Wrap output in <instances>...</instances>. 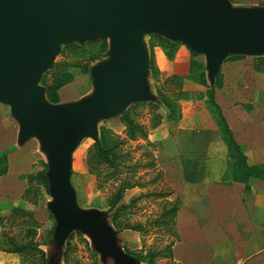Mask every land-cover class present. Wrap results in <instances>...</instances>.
Listing matches in <instances>:
<instances>
[{"label":"water","instance_id":"1","mask_svg":"<svg viewBox=\"0 0 264 264\" xmlns=\"http://www.w3.org/2000/svg\"><path fill=\"white\" fill-rule=\"evenodd\" d=\"M146 29L203 54L212 79L230 48L264 54V7H234L227 0H0V102L9 104L19 122V141L36 136L47 156L54 230L82 228L113 257L125 253L109 244L96 214L75 202L67 179L70 153L94 119L141 93L146 53L139 36ZM106 36L112 64L92 68L95 92L49 103L35 78L50 64L57 43Z\"/></svg>","mask_w":264,"mask_h":264},{"label":"rangeland","instance_id":"2","mask_svg":"<svg viewBox=\"0 0 264 264\" xmlns=\"http://www.w3.org/2000/svg\"><path fill=\"white\" fill-rule=\"evenodd\" d=\"M227 1L234 7L253 6L252 0ZM159 35L172 39L150 29L141 32L139 40L146 53V68L140 74L145 81L141 93L116 104L111 113L92 121L90 133L82 134L74 143L70 153L67 179L74 189L77 206L90 209L96 214L107 230L108 242L114 249L122 250L127 256L132 257L144 255L149 249L160 250V256H153V260H158L159 264H172L165 256H161L165 253L163 249L165 244L173 240L175 234L171 224L157 220L162 208L167 206V200L163 197L166 188L161 183L162 173L153 160L152 141L148 137L156 131L160 132L162 126H168L166 122L170 121L175 131L177 127L181 131L184 130V133L186 131L196 133L202 125L206 127L208 119L210 124H213V121L203 107L202 100L192 97L189 91L187 92L188 89H193L195 83H184L179 88L173 80V75L187 72L184 61L185 48L178 45L173 56L170 57L159 40ZM235 52L237 51L234 48L224 51L218 66L220 67V64L226 62L227 57ZM199 56L203 60L205 79L207 83L212 84L214 77L212 79L208 73L204 55ZM100 64H112L109 37L83 40L71 38L67 41H59L50 64L37 73L35 84L42 87L45 99L51 104L74 102L95 92L91 70ZM64 72L67 74V79L54 89L58 95L57 99L48 100L47 89L52 90L56 79ZM242 78L245 79L244 75ZM157 92L175 101L179 110L175 120L165 122L166 119L162 118L157 125L152 124L154 105H162ZM126 109L132 118L142 125L146 138L139 135L130 138L125 135V127L118 116ZM159 110L163 111L164 108L161 107ZM8 120L7 115L2 120V124L8 125ZM100 125L108 127L112 135L120 141L116 148L119 153V163L113 168L95 161L92 157V142L98 137ZM183 137L188 138L187 135ZM28 141L25 152H31V159L33 156L36 159L32 163H23V168L18 169L23 174L26 171L29 173L26 193L21 194L20 197L16 196L21 187L19 184L14 194L7 193L0 196L2 202L0 247L7 245L6 237L11 236L15 240L31 239L36 243L44 251L45 264H102L110 261L109 251L101 250L95 236L88 231L71 227L63 233L55 232V218L50 208L52 197L47 190V181L46 186H42L32 177L36 170L43 167L41 161L45 160L46 163L47 156L45 154L44 159H37L36 156L39 154L35 152L36 141L33 138ZM8 148L17 147L12 144L8 145ZM15 163H18L17 157L13 160V164ZM46 168L47 163L45 170ZM17 178L23 180L19 176ZM123 181L130 185L123 190L120 202L126 205L117 212L116 219L119 223L129 226L116 228L107 210L110 197L117 185ZM14 205H19L20 209L15 211L11 209L15 207ZM132 224L138 225L140 229L130 228ZM119 243L124 244L122 249ZM0 264H42V262L35 253L27 256L15 254L14 257H9ZM107 264L112 263L110 261Z\"/></svg>","mask_w":264,"mask_h":264},{"label":"crops","instance_id":"3","mask_svg":"<svg viewBox=\"0 0 264 264\" xmlns=\"http://www.w3.org/2000/svg\"><path fill=\"white\" fill-rule=\"evenodd\" d=\"M251 5L264 7V0H252ZM232 54L241 56L218 66L222 84L214 88V99L235 140L247 151L256 150L258 156L254 155L261 158V152L264 156V69L254 70L252 58L264 54ZM243 75L245 79H241ZM7 115L8 125L2 124ZM208 120L206 127L202 125L196 133H184L176 127L178 134L170 121L168 129L163 126L160 132L148 137L152 141L153 160L162 173L161 183L166 188L163 197L179 201L172 224L175 237L170 256L165 258L172 264H264V180L251 178L245 190L240 181H221L226 166L225 146L215 124ZM18 132L19 122L9 104L0 102V152L6 151V172L0 174V196L14 194L19 184L16 196L26 193L29 173L23 174L18 169L36 159L34 156L31 159V152H25L29 139L36 141L37 159H44L38 138L31 135L19 141ZM12 144L17 148H8ZM16 157L18 163L13 164ZM119 244L122 249L124 244ZM14 255L0 250V263ZM109 259L112 264H148L126 254Z\"/></svg>","mask_w":264,"mask_h":264},{"label":"trees","instance_id":"4","mask_svg":"<svg viewBox=\"0 0 264 264\" xmlns=\"http://www.w3.org/2000/svg\"><path fill=\"white\" fill-rule=\"evenodd\" d=\"M159 40L165 47V51L168 56L172 57L174 51L177 49L178 45H182L185 55V66L187 67V72L185 74H175L173 75V80L179 88L182 87L184 83H195L193 84V89H185L189 91L190 95L196 99L202 100L203 107L206 109L211 120L215 124L218 134L225 146V157H226V166L221 175L222 182H231V181H240L243 183L244 190L249 188V180L251 178H257L264 180V156L261 152V158H258V152L256 150L247 151L244 147L238 143L229 128L227 122L224 119L221 108L219 104L214 99V88L220 87L222 84V74L220 71H217L214 75V80L212 84L207 83L205 79V74L203 70V60L201 53L191 50L188 46L176 39H166L164 37L158 36ZM241 55L232 54L227 57V59H236ZM252 68L254 70L264 69V55L254 56L252 58ZM67 79V74L62 73L55 81L52 86V90L47 89L46 96L48 100H56L58 95L55 92V88L59 87ZM160 104L154 105V112L152 118V124L157 125L159 121L164 118L166 121L175 120L179 113L178 107L174 100L165 96L161 92H157ZM161 107L164 110H159ZM158 108V109H157ZM119 120L125 127V135L130 138H133L137 135L146 138V132L143 129L142 125L135 121L132 116L129 114L128 110H124L118 116ZM168 125V122H166ZM163 127V126H162ZM165 128L168 126H164ZM112 131L100 125L98 127V137L92 142V157L97 162H102L105 165L110 167H115L118 165L119 153L116 151L117 144L120 142L114 135ZM160 135V134H159ZM255 151V152H254ZM256 156H255V155ZM42 165L40 169L36 170L32 177H35L41 185L46 186V176H45V165L46 163L42 160ZM6 172V151L0 152V174ZM29 175V174H28ZM127 182L123 181L119 183L115 188L112 196L109 199L108 213L111 219L113 226L116 228H124L129 225L121 224L117 221L116 215L117 212L122 209L126 203L120 202V199L123 194L124 188L129 186ZM159 194H161L159 192ZM164 195V194H163ZM167 206L165 205L161 212L158 214L157 220L164 224H171L172 226L174 221L175 212L179 206V201L177 198L166 201ZM14 210H19V206H15ZM52 227H50L51 229ZM130 228L140 229L138 225L132 224ZM8 244L0 247V250L5 252L14 253L22 256H27L30 254L37 253L39 260L44 263V251L37 246L31 239L29 240H15L11 236H7ZM172 240L165 244L164 250L165 253L161 256L168 257L170 256V245ZM160 250L149 249L144 255H137L136 257L148 264H159L153 260V256H160ZM158 257V256H157Z\"/></svg>","mask_w":264,"mask_h":264}]
</instances>
